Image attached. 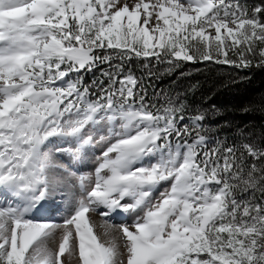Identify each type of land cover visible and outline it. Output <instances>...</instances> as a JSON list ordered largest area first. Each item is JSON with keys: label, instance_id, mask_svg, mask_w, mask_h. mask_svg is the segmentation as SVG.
<instances>
[{"label": "snow or ice", "instance_id": "1", "mask_svg": "<svg viewBox=\"0 0 264 264\" xmlns=\"http://www.w3.org/2000/svg\"><path fill=\"white\" fill-rule=\"evenodd\" d=\"M133 58L264 67V5L0 0V264H264V148L209 147Z\"/></svg>", "mask_w": 264, "mask_h": 264}, {"label": "trees", "instance_id": "2", "mask_svg": "<svg viewBox=\"0 0 264 264\" xmlns=\"http://www.w3.org/2000/svg\"><path fill=\"white\" fill-rule=\"evenodd\" d=\"M248 9L264 0H239ZM133 58L125 64L157 107L171 100L185 105V120L203 114L202 134L215 147L244 143L264 148V67L240 69L216 62H182L178 66ZM149 71L151 75H149ZM242 141V143L240 142ZM251 163V159L248 160Z\"/></svg>", "mask_w": 264, "mask_h": 264}, {"label": "rangeland", "instance_id": "3", "mask_svg": "<svg viewBox=\"0 0 264 264\" xmlns=\"http://www.w3.org/2000/svg\"><path fill=\"white\" fill-rule=\"evenodd\" d=\"M243 7H245L244 5H242ZM119 61H116V63H118ZM205 62H208V61H205ZM211 62H214V61H211ZM230 67H232L231 65H228ZM107 66L106 65H103V66H100L92 71H88V72H84L82 71L81 73L77 74V73H72L70 74V76L68 77V79L70 80H75L79 77H82L83 78V82L85 84H92L93 81H100V80H105V77H103L101 75V73L103 71H107ZM130 69L126 70L129 71ZM191 121H187L185 122L184 124H190ZM208 140V139H207ZM242 143V141H240ZM93 165H94V161H93ZM92 170V167H86L85 169H83V171H91ZM160 191H163V188H160L157 192H156V195L158 196L159 195V192Z\"/></svg>", "mask_w": 264, "mask_h": 264}, {"label": "bare ground", "instance_id": "4", "mask_svg": "<svg viewBox=\"0 0 264 264\" xmlns=\"http://www.w3.org/2000/svg\"><path fill=\"white\" fill-rule=\"evenodd\" d=\"M133 219H134V217H132V216H128L127 218H125L123 216H120V217H117L115 219L114 223H116V224H120V223H131Z\"/></svg>", "mask_w": 264, "mask_h": 264}]
</instances>
